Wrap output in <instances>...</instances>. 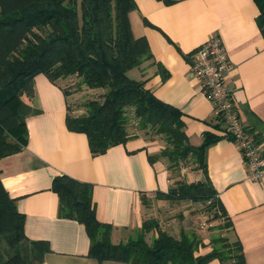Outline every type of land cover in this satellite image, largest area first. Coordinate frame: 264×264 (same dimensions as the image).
<instances>
[{"label":"crops","instance_id":"1","mask_svg":"<svg viewBox=\"0 0 264 264\" xmlns=\"http://www.w3.org/2000/svg\"><path fill=\"white\" fill-rule=\"evenodd\" d=\"M135 2L137 9L130 13L133 34L147 40L153 57L129 75L182 112L191 145L199 147L206 133L220 137L207 150L205 171L195 169L194 180L187 182H210L231 227L198 232L194 225L198 213L188 209L190 201L177 221L169 216L171 204L158 194L173 186L172 170L165 159L150 161L164 145L137 131L130 132L126 143L93 155L87 135L68 128L69 101L62 87L39 74L32 104L40 113L27 119V144L21 152L0 159L3 185L25 216L23 256L31 264H126L91 258L85 225L60 217V200L52 186L57 177L68 176L92 185L97 219L113 226L114 244L142 228L146 197L156 219L172 217L169 224L159 222L162 230L176 238L182 230L199 235L206 245L199 255L213 250L214 239L228 236L242 245L245 264H264V177L248 178L238 145L224 135L225 123L214 115L213 105L190 74L193 53L211 36H220L233 67L230 84L240 117L264 158V33L257 23L259 8L254 0ZM32 242H47L50 252L40 256ZM209 264L222 263L214 259Z\"/></svg>","mask_w":264,"mask_h":264},{"label":"trees","instance_id":"2","mask_svg":"<svg viewBox=\"0 0 264 264\" xmlns=\"http://www.w3.org/2000/svg\"><path fill=\"white\" fill-rule=\"evenodd\" d=\"M254 2L264 33V0ZM136 9L135 0H0V159L25 148L27 119L40 113L32 104L34 79L45 74L60 84L68 101L73 90L68 81L79 92L97 94L85 104L83 115L74 116L69 105L67 119L71 131L87 135L93 155L126 143L134 122L139 132L164 143L159 154L150 156L151 162L165 159L173 172L192 159L196 170L205 171L207 150L220 137L206 133L199 147L191 145L182 112L160 101L144 81L130 78V71L153 57L147 40L133 34L130 13ZM52 189L60 200V217L85 225L91 241L89 256L99 263L209 264L218 259L222 264H245L240 242L233 244L220 236L210 242V253L199 255L206 247L199 235L182 230L176 238L154 218L144 221L136 238L114 244L113 226L97 219L91 184L61 176ZM158 197L203 203L215 221H222L221 230L231 227L209 181L179 180ZM143 203L150 208L149 199L144 197ZM24 228L25 216L0 176V264H31L21 247L27 240ZM31 245L42 257L50 252L47 242Z\"/></svg>","mask_w":264,"mask_h":264},{"label":"built area","instance_id":"3","mask_svg":"<svg viewBox=\"0 0 264 264\" xmlns=\"http://www.w3.org/2000/svg\"><path fill=\"white\" fill-rule=\"evenodd\" d=\"M232 70L228 53L218 35L211 36L192 55L191 76L198 80L206 99L213 105L214 115L225 123L224 135L238 145L248 178L259 181L264 177V158L258 141L246 130L240 117L230 84Z\"/></svg>","mask_w":264,"mask_h":264},{"label":"rangeland","instance_id":"4","mask_svg":"<svg viewBox=\"0 0 264 264\" xmlns=\"http://www.w3.org/2000/svg\"><path fill=\"white\" fill-rule=\"evenodd\" d=\"M130 78L135 79L136 77L131 74ZM67 84L71 85V88L73 89L71 91L72 92L71 95L69 96V105H70V109H71L72 114L74 116L85 114L86 113L85 104L89 100L95 99L97 94L93 93V92L92 93L91 92H87V91L86 92H79V91L76 90V86L77 85L75 83H72V82L68 81ZM128 128H129L130 132L135 133V132L138 131L139 127L134 122H132L130 124V127H128ZM8 140H11V137H9ZM154 141H156V143L158 145H164V143L162 142L161 139H154ZM158 141H159V143H158ZM195 167H196V165L194 164V162L191 159V160H188L187 163L182 165V169L180 171L173 170V172H172L173 178L172 179L174 180V184L177 181H179V180L186 181V182L187 181H193L194 180L193 179V175H194ZM170 204H171V206L169 205L170 207L168 208V210L166 212H167V214L169 216H172V217L175 216V219L177 221L179 219L177 216L184 212L185 207L187 206V204H185V202H183V203L182 202H170ZM189 205H190L188 207L189 210L193 209L194 210V212H193L194 214L198 213V215L196 217L194 216L196 218V223L194 225H195L196 230L198 232H199V230H200V232L201 231L209 232V231H211L214 228H217V227L220 228V226L221 227L224 226L222 221H215L214 220L212 214H210V212L208 211V207L205 204H203V203H200V204L190 203ZM162 216H164V215L162 214ZM172 217H163V219H164L166 224H169L167 222L172 221V219H171ZM152 218L156 219L155 214H154V212L152 213L151 210H149V207H148L147 208V214H146V220L152 219ZM156 220L161 222V223L163 222L162 224L164 225V221H162L160 218L157 217ZM197 221L200 222V224H198ZM215 224H219V225L215 226ZM202 225H204V226L202 227ZM210 225H212V227H208ZM138 230H134V232H132L128 236L127 239L136 238ZM223 230L224 231L228 230V228H224ZM127 239H126V241H127ZM151 240H152V236L148 235L147 236V241L151 242ZM232 240H233V238H232ZM234 241H232L233 244H234ZM9 250H11V249H9ZM17 250L18 249H16V251ZM18 252H19V250H18Z\"/></svg>","mask_w":264,"mask_h":264}]
</instances>
